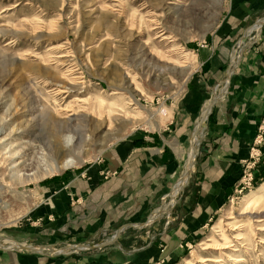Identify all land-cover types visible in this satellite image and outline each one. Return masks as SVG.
<instances>
[{
  "label": "rangeland",
  "instance_id": "obj_1",
  "mask_svg": "<svg viewBox=\"0 0 264 264\" xmlns=\"http://www.w3.org/2000/svg\"><path fill=\"white\" fill-rule=\"evenodd\" d=\"M226 8L227 0H0V251L20 249L9 237L25 246V239L36 238L37 204L55 184L67 182L68 171L82 170L132 133L166 125L156 113L172 111L198 70V49L207 45ZM263 24L264 16L235 42L227 73ZM118 102L121 108L112 106ZM111 106L115 110L107 114ZM207 106L190 135L197 129L196 153ZM150 112L156 115L147 118ZM67 119L82 129L80 142ZM67 135H73L67 153L74 162L57 168L54 141L63 143ZM261 150L250 188L237 191L249 146L231 195L198 237L181 243L176 257L160 256L151 264H264V201L255 200L264 186L263 144ZM46 162L52 170L42 174ZM33 171L35 178L25 176ZM177 181L145 219L148 235L156 219L170 214L184 186L179 189ZM72 246L75 252L87 250Z\"/></svg>",
  "mask_w": 264,
  "mask_h": 264
},
{
  "label": "crops",
  "instance_id": "obj_2",
  "mask_svg": "<svg viewBox=\"0 0 264 264\" xmlns=\"http://www.w3.org/2000/svg\"><path fill=\"white\" fill-rule=\"evenodd\" d=\"M263 16L264 0H227L207 45L198 49V70L168 108L166 125L132 133L82 170L68 171L67 182L55 184L37 204L41 226L36 238L25 239L36 250L4 249L0 264H75L76 258L82 260L77 264H151L160 256L176 257L181 243L198 237L231 195L264 116V24L226 72L233 45ZM221 84L200 128L193 170L170 214L156 219L148 235L145 219L183 173L195 123ZM72 244L87 250L75 252Z\"/></svg>",
  "mask_w": 264,
  "mask_h": 264
},
{
  "label": "bare ground",
  "instance_id": "obj_3",
  "mask_svg": "<svg viewBox=\"0 0 264 264\" xmlns=\"http://www.w3.org/2000/svg\"><path fill=\"white\" fill-rule=\"evenodd\" d=\"M115 93V92H114ZM119 103V104H118ZM118 103H113V105L112 106H114V107H116V108H118V107H122V103L121 102H118ZM108 107V109H107V114H110L109 112H112V111H114L115 109H113V107ZM117 110V109H116ZM170 110V109H169ZM165 111H167L166 109L165 110H163L162 112H158V113H156V114H158L159 116H160V119H158L159 121H160V123H162L163 121H164V119H165V117H166V113H165ZM140 112V111H139ZM155 113H149L148 114V117L147 118H153L155 115H156ZM73 118L74 119H78V117H76V116H73ZM203 118H204V116H203ZM202 118V119H203ZM52 121V120H51ZM70 119H67V121H66V126L70 129V130H72L73 132H75L77 135H78V142H80V140H81V138L84 136L83 135V131H81L82 129H79V128H77V126H72L71 125V123H70ZM54 122V121H53ZM150 122H148V124H149ZM200 123V122H199ZM150 125V124H149ZM158 125H160L158 122H155L154 123V126H156V127H158ZM58 128V127H57ZM84 129V128H83ZM196 130L197 129H195V133L193 134V137H195V134H196ZM59 130H57V132H58ZM58 134V133H57ZM57 134H55L56 136H57ZM193 137L190 139V141H193ZM72 139H73V135H67V136H65V138H64V142L63 143H61V142H59L58 141V139L57 138H55V141H54V145H53V150H54V156H55V159H59V161L57 162L58 164L56 165V167L57 168H64V167H66V166H68V165H70V164H72L73 162H74V158H72L67 152H68V145L70 144V142H72ZM194 142V141H193ZM191 157H189L188 156V160L190 159ZM42 160V159H41ZM188 160H187V163H188ZM41 163V162H40ZM41 172H42V174H46V173H49V172H51V168H52V166L51 165H49V164H47V162L45 163V164H43L41 167ZM56 169V168H55ZM37 171H33L32 173H28V174H25V176H28V178H35L36 176H37ZM22 175V174H21ZM185 172H184V174L181 176V177H183V178H181V179H179L177 182H178V188L179 189H181L182 188V186H183V184H185L186 183V180H185ZM16 177L18 178L19 176L18 175H16ZM21 178V177H20ZM188 179V178H187ZM252 180H253V178H252ZM263 190H262V192H260V193H257V194H255V200L258 202V203H260L261 201H264V186H263V188H262ZM259 216H261L260 214H259ZM264 228H262L261 230H263ZM184 263L185 264H188L189 263V261L188 260H184Z\"/></svg>",
  "mask_w": 264,
  "mask_h": 264
},
{
  "label": "built area",
  "instance_id": "obj_4",
  "mask_svg": "<svg viewBox=\"0 0 264 264\" xmlns=\"http://www.w3.org/2000/svg\"><path fill=\"white\" fill-rule=\"evenodd\" d=\"M264 139V117L257 125L256 134L250 145L249 157L245 160L243 172L239 181V189L237 191L241 192L244 189H249L253 178V168L256 163L259 162L260 154L262 153L261 146Z\"/></svg>",
  "mask_w": 264,
  "mask_h": 264
},
{
  "label": "water",
  "instance_id": "obj_5",
  "mask_svg": "<svg viewBox=\"0 0 264 264\" xmlns=\"http://www.w3.org/2000/svg\"><path fill=\"white\" fill-rule=\"evenodd\" d=\"M218 96V94H214V96L210 99V101H209V103H208V106H207V108H206V113H207V111H209V109H210V106H211V104L213 103V101L216 99V97ZM205 116H204V118L203 119H201V121H200V123H199V125H198V128L200 127V128H204L205 127ZM194 133H195V130H194ZM193 133V134H194ZM191 153H190V159L188 160V168H187V170L185 171V180H188L187 178H189V176H190V174H191V172H192V170H193V164H194V158H195V154H196V145H194V142L193 141H191ZM181 178H183V177H181ZM180 178V179H181ZM9 239L10 240H13L15 243H16V247L17 248H20V249H26V248H30V249H34V248H32V247H30L29 245H23V244H21V243H19V242H16L13 238H11V237H9Z\"/></svg>",
  "mask_w": 264,
  "mask_h": 264
}]
</instances>
